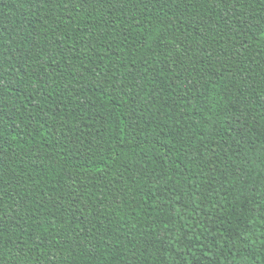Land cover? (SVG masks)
I'll list each match as a JSON object with an SVG mask.
<instances>
[{"label":"trees","instance_id":"16d2710c","mask_svg":"<svg viewBox=\"0 0 264 264\" xmlns=\"http://www.w3.org/2000/svg\"><path fill=\"white\" fill-rule=\"evenodd\" d=\"M0 264H264V0H0Z\"/></svg>","mask_w":264,"mask_h":264}]
</instances>
